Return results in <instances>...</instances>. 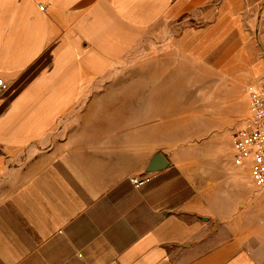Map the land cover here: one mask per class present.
<instances>
[{
  "label": "crops",
  "instance_id": "obj_1",
  "mask_svg": "<svg viewBox=\"0 0 264 264\" xmlns=\"http://www.w3.org/2000/svg\"><path fill=\"white\" fill-rule=\"evenodd\" d=\"M164 21L150 70H117ZM0 78V264H264L229 138L264 90V0H0Z\"/></svg>",
  "mask_w": 264,
  "mask_h": 264
},
{
  "label": "built area",
  "instance_id": "obj_2",
  "mask_svg": "<svg viewBox=\"0 0 264 264\" xmlns=\"http://www.w3.org/2000/svg\"><path fill=\"white\" fill-rule=\"evenodd\" d=\"M5 89L7 83L0 78V94ZM248 92L249 114L243 126L233 136V160L235 164L248 170L255 185L264 187V90L250 86ZM149 180L148 177L129 178L135 188L144 186Z\"/></svg>",
  "mask_w": 264,
  "mask_h": 264
},
{
  "label": "rangeland",
  "instance_id": "obj_3",
  "mask_svg": "<svg viewBox=\"0 0 264 264\" xmlns=\"http://www.w3.org/2000/svg\"><path fill=\"white\" fill-rule=\"evenodd\" d=\"M171 24H166V22L159 23L155 28H152L151 30L147 31V33L144 35L142 38V47L141 49H138L135 51V49H131L122 64H120L119 68L117 70L124 71L127 73H133L137 71H149L150 70V64L148 57L151 52L156 51L157 45H159V42H162L161 44L164 45V41L167 38V32L169 33L168 37L171 36ZM160 46V45H159ZM158 50H163L161 48H158ZM190 70L191 71H196L197 65L189 64ZM129 77V76H127ZM133 80L134 79H122L119 81L120 86L123 90H126L125 96H134V85H133ZM138 88V87H137ZM143 88V86H142ZM191 93L193 92L190 90ZM189 93L188 99L192 97V94ZM128 107V105H127ZM194 109H192V104L188 103L186 107L182 111H174L169 114V116L173 117V121H177L179 119H183L184 122H190L191 121H196L198 118H190L188 115H191L190 112H192ZM184 114L182 117H179V115ZM192 116V115H191ZM190 131V129H187ZM219 127L217 128V131L214 129H209L206 132V135L209 137L207 139L215 140L218 142L219 146L218 148H222L226 150L227 145H228V132L226 130H221L218 131ZM210 131V132H209ZM209 132V133H208ZM212 132V133H211ZM236 133V129H231L229 132V138L232 141L234 134ZM198 134V133H197ZM197 134H189V136H196ZM210 134V135H209ZM199 135V134H198ZM201 137L204 135L200 134ZM204 138V137H203ZM214 147L209 149L210 155H216L217 153H214ZM216 149V148H215ZM243 167V166H241ZM244 168V167H243ZM245 169V168H244Z\"/></svg>",
  "mask_w": 264,
  "mask_h": 264
},
{
  "label": "water",
  "instance_id": "obj_4",
  "mask_svg": "<svg viewBox=\"0 0 264 264\" xmlns=\"http://www.w3.org/2000/svg\"><path fill=\"white\" fill-rule=\"evenodd\" d=\"M169 165L168 160L162 153L154 155L148 165L147 170L149 172H159L167 168Z\"/></svg>",
  "mask_w": 264,
  "mask_h": 264
}]
</instances>
